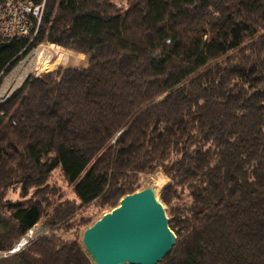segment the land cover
<instances>
[{
	"label": "trees",
	"instance_id": "16d2710c",
	"mask_svg": "<svg viewBox=\"0 0 264 264\" xmlns=\"http://www.w3.org/2000/svg\"><path fill=\"white\" fill-rule=\"evenodd\" d=\"M42 43L86 67L0 101V253L35 229L0 264H93L84 230L157 171L159 264H264V0H48L32 40L0 36V85Z\"/></svg>",
	"mask_w": 264,
	"mask_h": 264
},
{
	"label": "water",
	"instance_id": "95a60500",
	"mask_svg": "<svg viewBox=\"0 0 264 264\" xmlns=\"http://www.w3.org/2000/svg\"><path fill=\"white\" fill-rule=\"evenodd\" d=\"M175 240L166 210L151 187L124 196L82 234L94 264H159Z\"/></svg>",
	"mask_w": 264,
	"mask_h": 264
},
{
	"label": "rangeland",
	"instance_id": "374dc122",
	"mask_svg": "<svg viewBox=\"0 0 264 264\" xmlns=\"http://www.w3.org/2000/svg\"><path fill=\"white\" fill-rule=\"evenodd\" d=\"M47 44H50V43H42V44L36 46L35 48H33L21 61H19V63L16 65V67L14 69H12L8 74H6L3 77L2 83L0 85V95L6 96L11 91L16 89V88H13L12 90L9 89V87L11 86V81L14 79L19 80L18 81V87H19L20 84L23 82V80L29 74H33L36 76L37 73H38V75H40L41 73L47 72V71H42V72L39 71L40 67L42 65L46 64L45 62H46L47 58H50L52 63H53L54 61L58 60V57L60 56V52H63V51L57 50L56 48H50V47H48ZM63 50L66 52L65 55H67V58H68L70 52L67 49H63ZM55 51H57L56 54H55ZM62 54H64V53H62ZM81 55H83V54H81ZM67 58L66 59L61 58L60 61L65 60V62L64 63L62 62L63 64H61V65H55L54 67H51L52 69L51 68L50 69L53 70L56 67H61V68H84V67H86V64L79 65V66L64 67V65L66 64ZM87 64H88V61H87ZM50 69L48 71H51ZM48 183H56L57 185H59V187L64 192H66L67 196L72 197V194L69 192V189L67 188V186L65 184V181H64L63 176L61 174V171L55 170L52 173V175L50 176V178L48 179ZM167 183H168V179L160 171H157L151 175L140 176V184H141L140 190L147 188V187H151L155 190V194H156L157 198H159V195L161 193L162 188ZM158 184H160L161 186H157ZM8 198L11 200L17 199L18 198L17 192L11 191L8 194ZM108 212H110V211L105 210V211H102L101 213H99L94 218L95 220L93 221V223L95 221H97L100 217H102L105 213H108ZM34 232H35V229H33V233Z\"/></svg>",
	"mask_w": 264,
	"mask_h": 264
},
{
	"label": "built area",
	"instance_id": "2783aa9c",
	"mask_svg": "<svg viewBox=\"0 0 264 264\" xmlns=\"http://www.w3.org/2000/svg\"><path fill=\"white\" fill-rule=\"evenodd\" d=\"M48 0H0V36L7 38L28 39L37 34L42 22L45 7ZM50 48L61 51L63 48L54 44H47ZM57 51H55L56 54ZM38 73L36 74V76ZM5 96L0 95V101ZM34 236L30 230L15 246L8 252H1L0 256L14 253L24 247Z\"/></svg>",
	"mask_w": 264,
	"mask_h": 264
},
{
	"label": "bare ground",
	"instance_id": "6f19581e",
	"mask_svg": "<svg viewBox=\"0 0 264 264\" xmlns=\"http://www.w3.org/2000/svg\"><path fill=\"white\" fill-rule=\"evenodd\" d=\"M61 51H63V52H60V56L58 57V60H56V61H54L53 63H52V61H51V59L50 58H47V60H46V64H44V65H42L41 67H40V69H39V71L40 72H42V71H48L51 67H54L55 65H61V64H63L64 62H65V60L63 61H60L61 60V58L62 59H66L67 58V55H65V51L62 49ZM62 53H64V54H62ZM63 62V63H62ZM52 63V64H51ZM52 69V68H51ZM50 69V70H51ZM157 186H161L160 184H158Z\"/></svg>",
	"mask_w": 264,
	"mask_h": 264
},
{
	"label": "crops",
	"instance_id": "0c3cea01",
	"mask_svg": "<svg viewBox=\"0 0 264 264\" xmlns=\"http://www.w3.org/2000/svg\"><path fill=\"white\" fill-rule=\"evenodd\" d=\"M18 79H14L11 81V86L9 87L10 90H12L13 88H17L18 87ZM17 85V86H16ZM7 92V91H6Z\"/></svg>",
	"mask_w": 264,
	"mask_h": 264
}]
</instances>
